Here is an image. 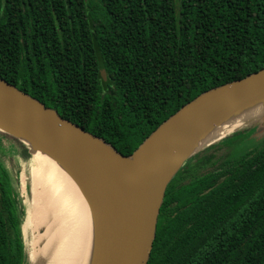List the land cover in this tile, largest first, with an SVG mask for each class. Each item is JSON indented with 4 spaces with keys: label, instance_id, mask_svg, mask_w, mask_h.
Wrapping results in <instances>:
<instances>
[{
    "label": "trees",
    "instance_id": "1",
    "mask_svg": "<svg viewBox=\"0 0 264 264\" xmlns=\"http://www.w3.org/2000/svg\"><path fill=\"white\" fill-rule=\"evenodd\" d=\"M264 68V0H0V78L130 156L203 92ZM169 182L147 264H264V139ZM29 148L0 133V148ZM0 162V264H27Z\"/></svg>",
    "mask_w": 264,
    "mask_h": 264
},
{
    "label": "water",
    "instance_id": "2",
    "mask_svg": "<svg viewBox=\"0 0 264 264\" xmlns=\"http://www.w3.org/2000/svg\"><path fill=\"white\" fill-rule=\"evenodd\" d=\"M263 94L264 68L209 89L162 122L126 157L0 78V133L19 140L30 154L37 147L9 127L38 138L71 175L91 217L94 264H147L159 209L174 175L201 149L250 124L264 127V111L257 119L192 150L175 166L174 148L180 136L198 134L204 118L212 120L216 111ZM142 149H146V159L137 170L127 159Z\"/></svg>",
    "mask_w": 264,
    "mask_h": 264
},
{
    "label": "bare ground",
    "instance_id": "3",
    "mask_svg": "<svg viewBox=\"0 0 264 264\" xmlns=\"http://www.w3.org/2000/svg\"><path fill=\"white\" fill-rule=\"evenodd\" d=\"M263 111L264 94L216 111L212 120L204 118L198 134L187 132L180 136L174 148L175 166L192 150L257 119ZM9 128L37 147L33 154L36 166L31 181L32 210L27 217L35 233L33 261L35 264H94V230L79 187L38 138ZM145 159L146 149H142L127 162L139 170Z\"/></svg>",
    "mask_w": 264,
    "mask_h": 264
},
{
    "label": "rangeland",
    "instance_id": "4",
    "mask_svg": "<svg viewBox=\"0 0 264 264\" xmlns=\"http://www.w3.org/2000/svg\"><path fill=\"white\" fill-rule=\"evenodd\" d=\"M264 139V127L249 128L233 136H230L224 141L228 145L233 144L235 149H223L219 151L218 156H229L230 152L235 150L236 156L243 154L246 151L253 150ZM0 148V162L7 172L10 186L16 194L17 208L21 213V235L25 247L27 264H35L33 261L32 252L35 241V233L33 225L28 223V213L32 210V171L36 166V162L31 153L28 158H22L14 153H9L6 150V145ZM23 180V182L21 181ZM23 183V184H22ZM18 212V213H19Z\"/></svg>",
    "mask_w": 264,
    "mask_h": 264
}]
</instances>
